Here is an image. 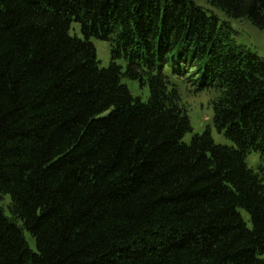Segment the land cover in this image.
Wrapping results in <instances>:
<instances>
[{"label":"trees","instance_id":"16d2710c","mask_svg":"<svg viewBox=\"0 0 264 264\" xmlns=\"http://www.w3.org/2000/svg\"><path fill=\"white\" fill-rule=\"evenodd\" d=\"M209 1L264 29V0ZM231 34L190 0H0V264H264V60ZM175 80L231 145L183 142Z\"/></svg>","mask_w":264,"mask_h":264},{"label":"rangeland","instance_id":"374dc122","mask_svg":"<svg viewBox=\"0 0 264 264\" xmlns=\"http://www.w3.org/2000/svg\"><path fill=\"white\" fill-rule=\"evenodd\" d=\"M190 1L201 8L207 15L216 17L220 23L227 22L232 30L231 35L235 43L245 47L264 60V29H258L247 18L234 19L227 17L219 7L212 5L209 0ZM70 34L81 37L77 24L71 25ZM91 42L95 47L96 59L99 65L101 67H107L110 63V53L107 43L94 38L91 39ZM121 82L127 86L134 97H138L143 102L148 99L149 89L147 86H140L137 81L127 78H122ZM175 84L179 89L181 102L186 109V114L192 130L190 133L185 134L183 142L189 143L193 134H200L208 127L215 143L231 145V143L224 138L222 134H219L212 125L211 101L216 97L217 93L214 91H202L193 94L191 92V86L179 82L178 80H175ZM246 163L248 166L254 167L258 164V155L255 153L248 155ZM9 205L10 197L8 194L0 197V208L7 217H11ZM23 236L30 248L36 250L34 237L25 229H23Z\"/></svg>","mask_w":264,"mask_h":264}]
</instances>
